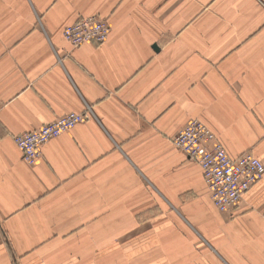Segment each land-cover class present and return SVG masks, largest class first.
Wrapping results in <instances>:
<instances>
[{
	"label": "crops",
	"instance_id": "obj_1",
	"mask_svg": "<svg viewBox=\"0 0 264 264\" xmlns=\"http://www.w3.org/2000/svg\"><path fill=\"white\" fill-rule=\"evenodd\" d=\"M88 15L108 38L71 46ZM195 118L264 163V0H0V264H264V175L217 210L172 143Z\"/></svg>",
	"mask_w": 264,
	"mask_h": 264
},
{
	"label": "built area",
	"instance_id": "obj_2",
	"mask_svg": "<svg viewBox=\"0 0 264 264\" xmlns=\"http://www.w3.org/2000/svg\"><path fill=\"white\" fill-rule=\"evenodd\" d=\"M110 32L109 23L98 15H88L66 25L62 37L71 46L87 42L104 43ZM92 117V111H72L36 129L13 136L23 161L33 165L41 156L45 143L76 124ZM176 149L195 161L202 173L213 206L224 213L233 212L244 194L264 175V163L251 152L232 158L217 140L211 128L200 119H192L173 137Z\"/></svg>",
	"mask_w": 264,
	"mask_h": 264
}]
</instances>
